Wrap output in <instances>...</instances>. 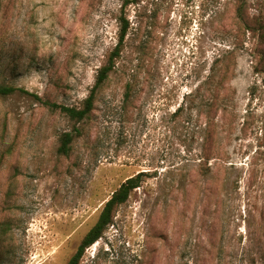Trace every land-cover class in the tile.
<instances>
[{
	"label": "rangeland",
	"instance_id": "obj_1",
	"mask_svg": "<svg viewBox=\"0 0 264 264\" xmlns=\"http://www.w3.org/2000/svg\"><path fill=\"white\" fill-rule=\"evenodd\" d=\"M0 86L1 264H69L140 173L79 264H264V0H0Z\"/></svg>",
	"mask_w": 264,
	"mask_h": 264
},
{
	"label": "trees",
	"instance_id": "obj_2",
	"mask_svg": "<svg viewBox=\"0 0 264 264\" xmlns=\"http://www.w3.org/2000/svg\"><path fill=\"white\" fill-rule=\"evenodd\" d=\"M128 26L124 25L120 33L119 44L117 45L115 51L110 55L108 64L104 66L98 76L95 86L92 88L89 97L85 100L84 107L79 109L75 107H67L64 105H58L55 103H49L47 105L54 110H59L61 113L67 115L72 121L80 122L85 119L93 109L94 101L96 98V93L98 89L103 85V83L108 79L109 73L114 69L115 60L120 55V48L124 43L125 37L127 35ZM16 92L29 94L23 89H18L15 87L0 86V97H8L15 94ZM37 99H40L37 97ZM73 136L71 133H66L62 137V144L59 148V153L63 155H68L70 151V145L72 143ZM144 173H140L135 177L127 179L117 191H115L112 197L106 202L98 222L89 231V233L83 239L81 245L79 246L77 253L70 259L69 264H79L80 260L84 254V251L99 241L102 238L104 232L112 225L115 210L126 203L129 199L131 193L140 187L141 178ZM7 233L6 230L3 235ZM2 261V256L0 255V264Z\"/></svg>",
	"mask_w": 264,
	"mask_h": 264
}]
</instances>
